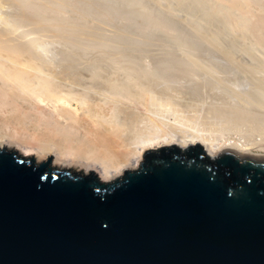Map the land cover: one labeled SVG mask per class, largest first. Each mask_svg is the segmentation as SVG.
<instances>
[{"label":"bare ground","instance_id":"obj_1","mask_svg":"<svg viewBox=\"0 0 264 264\" xmlns=\"http://www.w3.org/2000/svg\"><path fill=\"white\" fill-rule=\"evenodd\" d=\"M97 1L0 0V143L103 172L127 168L168 135L202 136L214 148L242 145L264 150V64L253 51L264 47V0H150L153 7L149 0H119L122 5L111 0L114 3L108 1L111 5L107 9L105 0ZM113 4L122 6L120 11L135 19L128 21L124 15L127 22L123 24V20L119 26L117 21L118 28L113 27L115 33L109 37L104 34L110 30L108 10H114ZM91 8L105 20L109 14L108 21L95 16V21L89 20ZM189 8L203 14L200 25L194 22L193 12V20L187 15ZM93 11L90 15L95 14ZM177 11L180 16L186 14L178 17ZM137 18L143 25L134 36L140 47L133 45L128 23L131 21L134 29L133 24L141 22ZM116 20L113 22L117 24ZM166 25L189 30L188 38L187 30L183 33L177 29L184 36L188 34L189 43L175 30L178 35L171 31L170 39L180 38L176 39L180 42L184 37L180 43H184L183 48L192 46L202 52L187 49L189 53H184L177 48L184 55L176 57L179 52L170 55L173 52L168 49V57H173L165 58L167 51L162 45L172 41L169 37L163 40L164 30L160 28ZM143 27L147 35L151 34L147 29L152 30L157 39L161 38L158 29L164 34L163 43L158 42L161 47H156V41L149 46L140 44L146 38L140 36L145 35L140 34ZM213 27L216 32L211 31ZM126 28L132 37L128 33L124 37ZM45 29L50 33H43L48 32ZM85 34L99 39L95 49L93 39H79ZM128 36L131 38L126 41ZM159 47L161 53L166 52L162 61L167 59L168 66H183L188 75L205 73L207 81L198 78L194 86V75L191 80L166 63L165 67L174 72L171 75L178 77H174L177 82L180 75L187 81V85L181 81L187 88L178 85L180 82L175 84L169 70L162 68V56L156 50ZM234 48L237 50L231 51ZM144 51L147 55L160 54L158 59L151 56L155 61H145ZM206 54L216 55L212 60L218 56L220 76L209 75L214 69L218 72V67Z\"/></svg>","mask_w":264,"mask_h":264},{"label":"water","instance_id":"obj_2","mask_svg":"<svg viewBox=\"0 0 264 264\" xmlns=\"http://www.w3.org/2000/svg\"><path fill=\"white\" fill-rule=\"evenodd\" d=\"M0 264H264V150L168 135L103 172L0 143Z\"/></svg>","mask_w":264,"mask_h":264},{"label":"rangeland","instance_id":"obj_3","mask_svg":"<svg viewBox=\"0 0 264 264\" xmlns=\"http://www.w3.org/2000/svg\"><path fill=\"white\" fill-rule=\"evenodd\" d=\"M108 1H111V0H105V2H104V0H103V2L106 4V5H105V9L108 8V5H111V4H108ZM113 1L116 2V0H113ZM113 1H111L110 3H112ZM121 1H122V0H121ZM149 1H150V0H149ZM96 2H98V1L96 0ZM103 2H102V3H103ZM114 2H113V3H114ZM118 2H119V4H120V1H119V0H118ZM147 2H148V1H147ZM147 2H146V3H147ZM102 3H101V1H100V4H101V5H102ZM121 3H122V2H121ZM117 4H118V3H117ZM119 4H118V5H119ZM72 5H73V4H72ZM118 5H116V6H117V9L119 8V9H118L119 11L115 8V7H116L115 4L112 5V6H114V7H113L114 10H112V9H110V8H109V9L112 10V11L110 12V10H108V13H110V17H111V18H109V19H111V20H110V22H111V23H110L111 26H110V28L108 27V29H110V30H108V31H107V29L105 30V31H107V34L105 33L104 35H107V36H109V37H111V36L115 33V31H114V33H112V32H113L112 29L115 30V28L117 27L116 25H118V22H119V26H120V24H122V23H120L121 21L123 22V20H124L123 24H124L125 22H127V21H125L126 19H125L124 17L127 16V20H128V19H129L128 16H131L130 14H127V13L124 14L123 12H121L120 10H122V8H121L122 6L120 7V6H118ZM120 5H122V4H120ZM148 5H149V6H150V5L152 6V5H153L152 1H150V3H148ZM112 6H111V8H112ZM102 7H103V6H102ZM152 7H153V6H152ZM94 8H95V7H93V9H94ZM103 8H104V7H103ZM93 9H92V8L90 9L91 12L93 11ZM115 9H116V11H117L119 14L121 13V15H118V13H117V15H116V13H115V12H116ZM189 9L192 10V11L190 12V10H189V11L187 10V11H188V12H186L187 15L189 14V15H190V18L192 17V18H191L192 20H193V16H194V18L196 17V18H195L196 20H194V22L197 23V24H199L200 21L203 20V19H200L201 15H203V14H202L199 10H198V11H194L192 8H189ZM95 10L97 11L98 14H100L98 8H97V9L95 8ZM95 10H94V11H95ZM94 11H93V13H95ZM113 11H114V12H113ZM181 11H183V10H180V12H181ZM91 12H89V13L91 14ZM180 12L178 13V11H177V16H178V17L180 16ZM184 12H185V10H184ZM192 12H193V16H192ZM194 12H198V14H197V13L195 14ZM81 13H82V12H81ZM84 13H85V12H84ZM84 13H83L82 15H84ZM97 13H95L96 15H95V14H94V15H93V14H92V15L89 14L88 17H90V18H88L87 16H86V17H87L89 20L92 19L91 21H95L96 18L99 19V20L102 19V20L104 21V20H105V19H104V16H103V18H102V16L99 15V17H100V18H99L98 15H97ZM108 13H107V14H108ZM111 13H112V14H111ZM186 13H183V12H182L180 17L183 16L182 14H186ZM85 14H86V13H85ZM87 14H88V13H87ZM114 14H115V15H114ZM126 14H127V15H126ZM178 14H179V15H178ZM200 14H201V15H200ZM111 15H112V16H111ZM122 15H123V18H124V19L119 17V16H122ZM124 15H126V16H124ZM189 15H188V16H189ZM196 15H197V16H196ZM92 16H93V17L95 16V19H93ZM107 16L109 17V14H108ZM113 16H114V17H113ZM108 17L105 16L106 20H107ZM115 17H116V18H115ZM118 17L120 18V21H119ZM198 17H199V18H198ZM114 18H115V19H114ZM130 18H131V19H129V20H132V19H133V17H130ZM113 19H114V20L117 19V20H116V22L118 21L117 24H116L115 22H113V21H114ZM121 19H122V20H121ZM134 19H135V18H134ZM134 19H133V20H134ZM137 19H138V18H137ZM106 20H105V21H106ZM129 20H128V21H129ZM105 21H104V22H105ZM107 21H108V20H107ZM136 21H137V20H135V22H136ZM138 21H141V20L138 19ZM196 21H197V22H196ZM112 22H113L114 26H113ZM130 22H131V21H130ZM130 22H128L130 25H129L128 23H126V24H128V25L130 26V27H129V26H127V27H129V29L132 30L133 34L131 33V31H129V32H130V34H131L133 37L128 33V30H129V29H127V28H126L127 30H125V31H127V32L125 33L124 37L127 36V33H128L129 36H131V37L135 40V37H134V36H137V35L139 34L138 31L140 30V28H139L138 26L141 25L142 21H141L140 23H139V22L135 23V25L133 24V26H134L133 28H134V29H131V28H132V27H131L132 25H131ZM203 22H204V21H203ZM203 22H202V24H203ZM133 23H134V22H133ZM204 23H205V22H204ZM106 24H107V25H110L109 22H108V23L106 22ZM138 24H139V25H138ZM200 24H201V23H200ZM200 24H199V25H200ZM207 24H208V23H207ZM214 25L217 26V24H214ZM29 26H31V25H29ZM123 26L125 27L126 25H123ZM141 26H143V25H141ZM150 26L152 27V25H150ZM150 26H148V27H150ZM166 26H167V27H170V26H173V25H170V26H169V25H166ZM166 26H165V28H160L161 31L164 30V31H162V32H164L165 36H163L164 34H163L162 32H160L159 29H158L157 31H158L159 33H161V38H162V36H163V40H164L165 37H166V38H165L166 41H167V37H169V40H172V38L170 39V37L176 36V34H177L176 32H179L177 29L179 28V30H180L181 27L177 26L178 28L175 29V27L173 26L174 28L171 29V27H170L169 29H167ZM201 26L203 27V25H201ZM205 26H206V24L204 25V27H205ZM207 26H208V25H207ZM27 27H28V26H27ZM27 27H26V28H27ZM113 27H115V28H113ZM151 27H150L149 29H152V28H153V27H152V28H151ZM154 27L156 28V26H154ZM117 28H118V27H117ZM120 28H122V25H121ZM143 28H144V27H143ZM207 28H208V27H207ZM122 29H123V28H122ZM135 29H136V30H135ZM138 29H139V30H138ZM149 29H147V32H150V31H151V34L149 33V35H147L145 28H144L143 30L141 29L142 33H140V34H145V35H147V36H145V35H140L141 38H142V40H143L144 37H146L147 39L149 38V40L147 41L146 38H145V40H144L145 42L142 41V42H140V44H141V43H142V44H143V43H147L146 45H148L149 42H151V41H152V42H153V41H156V42H157V43H156V47H158V46H157L158 42H159V43H163V42H162L161 38L159 39L160 36L158 37V39H157V36L154 37L155 34L152 33V30H149ZM45 30H47V29H45ZM134 30H135V31H134ZM167 30H168V31H167ZM169 30H170V32H169ZM173 30H175L176 32L173 33ZM184 30H187V29H186V28H181L180 31H182L183 33H185V32L188 31L187 33H188V34L190 33L189 30H187V31H184ZM42 31H43V30L41 29V32H42ZM47 31H48V30H47ZM105 31H104V32H105ZM110 31H111V32H110ZM141 31H140V32H141ZM154 31H155V29H154ZM157 31H155L156 34H157ZM166 31H167V33H166ZM171 31H172V33H173V36H172ZM211 31H212V32H216V30H214V27L212 28ZM122 32H123L122 34H124V30H123ZM144 32H145V33H144ZM182 32H181V33L179 32V35L181 34V36H184V35H182ZM43 33H50V32H49V31H48V32L45 31V32H43ZM137 33H138V34H137ZM110 34H112V35H110ZM134 34H135V35H134ZM136 34H137V35H136ZM153 34H154V35H153ZM166 34H168V35L166 36ZM188 34H185L186 36H184V37H186L185 39H186L187 42L189 43V41H188V39H187V35H188ZM219 34H220L221 36H225V35H226V34L223 33V32H219ZM151 35H152V37H150ZM157 35H158V34H157ZM159 35H160V34H159ZM177 35H178V34H177ZM129 36H128V37H129ZM142 36H143V37H142ZM189 36H190V34L188 35V38H189ZM131 37H129V38H127V39L125 38V40L127 41V40L130 39ZM153 37H154V38H153ZM184 37H182V38L184 39ZM139 38H140V37H139ZM141 38H140V39H141ZM150 38H152V40H150ZM155 38H156V40H154ZM79 39H80L82 42H87V41H89L90 39H93L94 42H95V44H94L95 46L92 47V50L95 49V48L99 45V39H98L97 37H95V36H91V35H89V34H85L84 36L82 35V37L79 38ZM176 39H179V40H180V38H174L172 41H167V43H164V44H166L165 47H164L162 44H158V45H159V46L162 45V47H163V49H165V51H167L168 49H169V50L171 49V52H173V53L170 54V55H175L174 53L176 52V50H177V53H178V52H179L178 49H181L180 51L184 50V51H182V52H184V53H186L188 50L191 51L192 53H196L195 50H197V53L202 52V51H201L200 49H198V48H193V49H192V48H191L192 46H190L189 44H188V45L190 46L191 50H190V48L188 49V48H186V47H185V48H186V49H185V48H183V47L185 46L184 43L182 42V44H183L184 46H183L182 44H180L181 41H184L185 39H184V40L182 39L180 42H179V41L176 42V41H177ZM138 40H139V39H138ZM138 40H137V42L139 43ZM227 40H228V41H231L232 39H230V38L228 37ZM130 41H132V40H130ZM130 41H129V42H130ZM146 41H147V42H146ZM174 41L177 43V45H173V43H175ZM112 42H113V40L111 41V43H112ZM137 42H136V40H135V42H134L133 45H135V43H136V45H138ZM171 42H172V45L170 46V43H171ZM234 42H235V41H234ZM109 43H110V41H109ZM130 43H131V42H130ZM132 43H133V42H132ZM248 43H249V42H247L246 44H248ZM59 44H60V43H59ZM152 44H153V43H152ZM154 44H155V43H154ZM167 44H168V47H167ZM143 45H144V44H143ZM149 45H150V43H149ZM149 45H148V46H149ZM180 45H182V46L179 48ZM186 45H187V44H186ZM188 45H187V46H188ZM140 46H141V45H140ZM140 46L138 45V47H140ZM169 46H170V48H169ZM172 46H173V48H171ZM176 46H178V47H176ZM144 47H145V46H143V49H144ZM160 47H161V46H160ZM160 47H159V48H156V50L158 51L159 49H161ZM175 47H176V49H174ZM195 47H196V46H195ZM259 47H261V48H259ZM259 47H258V46L255 47V48L253 49V51H254L255 57H257V59H258V62L261 63V64H264V55H263V54L260 55L261 52L264 53L263 51H261V49L264 50V47H263V48H262V46H259ZM141 48H142V47H141ZM153 48H154V46H153ZM153 48H152V49L150 48V49L153 50ZM177 48H178V49H177ZM145 49H146L147 51L149 50V49H147L146 47H145ZM145 49H144V50H145ZM187 49H188V50H187ZM258 49H260L261 52H259ZM146 50H145V51H146ZM154 50H155V49H154ZM186 50H187V51H186ZM192 50H193V51H192ZM199 50H200V51H199ZM234 50H237V48H234V49H232L231 51H234ZM257 50H258V51H257ZM145 51H144V52H145ZM159 51H160V53H161V51H163V50H159ZM165 51H164V52H165ZM174 51H175V52H174ZM245 51H246V49H245ZM256 51L259 53V55H258V53H257ZM153 52H154V51H153ZM153 52H152V53H153ZM164 52H162L161 54H160L159 52H157L158 54H156V52H155V54H149V55H147L148 53L146 54V52H145V55H147V56H145V61H147L148 59H149V61H153L154 59L151 58L152 55H153V56H154V55H155V56H156V55L158 56V55L160 54V56H162V54H163ZM168 52H169V51H167V53L165 52L166 54L164 53V54L166 55V56H164L165 58L168 57V55H169ZM169 53H170V52H169ZM177 53H176V54H177ZM187 53H189V52H187ZM205 53H206V52L203 51V54H205ZM164 54H163V55H164ZM200 54L203 55L202 53H200ZM242 54H243V56H245L244 53H242ZM178 55H179V56H178ZM180 55L182 56V55H184V54L181 53V52H179V54H177L176 57H177V56L180 57ZM206 55H207L208 58L211 57V58H210V61H212V62L215 61V62H216V67H218V66H217V63H218V56H217V59L215 58L216 60H214V59L212 60V58H213V57H216V55H213V56H210L209 54H206ZM148 56H149V57H148ZM153 56H152V57H153ZM157 56H156V58H157ZM146 57H147V58H146ZM164 57L162 56L161 58H160V57H159V58L161 59V62L164 64V65L162 64V68H163V69L166 68V69H165L166 72H167V70H169V68H173V70H177V71H175V72H177L178 74H181V75L187 74L188 77H190V76L192 77V76L194 75V74H193V75H188L187 72L185 73V70H184L185 68H184L183 66H180L181 68L183 67V70H184V71L182 70L183 73H181L182 71L180 70V67L178 66V63H175V64L179 67V69H177L178 67H175V65H173L172 67L168 66V63L165 62V60H167V59H164V62L162 61V59H163ZM172 57H173V56H171V58H169V57H168V58H169L170 60H172ZM176 57H174L175 59L173 58V61L176 60ZM150 58H151V59H150ZM157 59H158V58H157ZM169 59H168V60H169ZM154 61H155V60H154ZM157 62H158V61H157ZM159 62H160V60H159ZM161 62H160V64H158V65L161 66ZM155 63H156V62H155ZM166 63H167V65H166ZM158 65H157V66H158ZM165 65L168 66L169 68H168V67H165ZM180 65H181V64H180ZM214 65H215V64L212 65V68H215V67H213ZM160 66H159V67H160ZM174 67H175V68H174ZM167 68H168V69H167ZM173 70L170 69V70L168 71V73L170 72V75H171V72H173ZM178 70L180 71V73L178 72ZM216 70H217V69H216ZM220 70H221V67H220ZM220 70H219V67H218V72H216L215 69H214V71L210 72L209 75L220 76V75H221V74H220V72H221ZM219 71H220V72H219ZM173 73H174V72H173ZM203 74H205V73L199 72L198 74H196V75L193 76V77L195 78L193 82L191 81V80H193V78L191 79V77H190L191 80H189V81H191V82L194 84V83L196 82V80H199L198 78H200V80H202L201 78L205 77L202 81L206 82V81H207V80H206L207 74H206L205 76H203ZM174 75H175V74H174ZM174 75H171V76H173V79L176 78ZM181 75H180V76H181ZM199 75H200V76H199ZM259 75H261V74H259ZM177 76H179V75H177ZM180 76H179V82H180V83L177 82L178 77L176 78L177 80L175 79L174 81H173V80H172V81H173L174 83L176 82L175 84L179 83L178 85H181V86L187 85V81H186L182 76H181V77H182L183 79H181ZM187 76L184 75V77H187ZM195 76H197V77H195ZM201 76H202V77H201ZM174 77H175V78H174ZM196 78H197V79H196ZM186 79H189V78H186ZM207 79H208V78H207ZM182 80H183V81H184V80L186 81V83L184 82L185 84L183 83L184 85L182 84V82H183ZM181 81H182V82H181ZM191 82H188V83H189V84H188L189 86H190ZM189 86H188V88H190ZM192 86H193V85H192ZM194 86H195V84H194ZM194 86H193V87H194ZM184 88H187V86H186V87L184 86Z\"/></svg>","mask_w":264,"mask_h":264}]
</instances>
